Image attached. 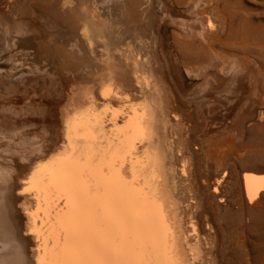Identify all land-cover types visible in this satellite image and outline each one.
<instances>
[{
	"label": "bare ground",
	"instance_id": "1",
	"mask_svg": "<svg viewBox=\"0 0 264 264\" xmlns=\"http://www.w3.org/2000/svg\"><path fill=\"white\" fill-rule=\"evenodd\" d=\"M126 1L109 0L108 11L97 0H55L51 5L47 0L30 4L29 0H0V35L6 36V28L27 26L34 37L29 41L42 56L62 53L50 64L61 67L66 56L72 66H81L89 59H78L61 46L57 35L61 32L51 29L59 22L72 30L80 51L90 54L89 62L98 72L109 76L108 82L102 77L100 84L78 70L72 81L48 74L47 65L33 63L31 69L37 72L29 80L3 81L7 89L0 91V264H38L42 253L36 232L46 235L44 221L54 216L40 212L34 217L41 202L35 192L22 194L28 187L25 181L38 165L54 157L83 152L82 141H70L67 122L89 108L97 113L110 109L102 115L109 134L133 116L144 118L143 143L137 141L123 167L117 161L115 168L131 181L133 161L145 165L132 188L150 195L147 181L157 189L162 230L184 264H240V259L264 264V0H224L230 13L228 38L234 40L227 48H221L219 41L226 32L217 13L222 0H167L168 10L170 4L180 8L173 15L168 11L166 17L167 21L178 17L172 23L173 47L156 26L149 25L155 0H138L143 22L120 32L116 19ZM184 4L189 8L185 10ZM25 12L30 14L27 22L19 19ZM40 12L49 16V23L43 22ZM180 29L201 42L180 43ZM164 54L171 60L166 62ZM198 61L210 63L211 68L201 83L190 84L202 96L185 102L178 90L186 82L180 65L189 75H199ZM113 65L120 71H114ZM243 71L251 72L246 80ZM225 83L229 90L222 94L219 88ZM256 106L262 113L257 122L245 126ZM209 118L211 123L226 125L212 127L211 137L203 141L198 133L207 128ZM240 136L239 141H228ZM240 150L243 155L236 157ZM225 154L228 160L222 162ZM153 172L156 181L150 179ZM103 173L111 175L107 166ZM128 195L143 197L139 191ZM46 198L53 212L67 207L54 191ZM229 232L246 246L242 252L236 246L226 255Z\"/></svg>",
	"mask_w": 264,
	"mask_h": 264
},
{
	"label": "snow or ice",
	"instance_id": "2",
	"mask_svg": "<svg viewBox=\"0 0 264 264\" xmlns=\"http://www.w3.org/2000/svg\"><path fill=\"white\" fill-rule=\"evenodd\" d=\"M132 110L135 112V107ZM106 111L110 109L97 113L89 108L70 118L68 137L73 144L82 141L83 152L77 155L74 150L38 165L25 181L28 187L22 194L35 192L45 205L37 204L34 217L40 212L45 217L54 216L44 221L46 235L36 232L42 253L38 264H184L167 231L162 230L157 189L147 181L146 186L152 187L150 195L132 188L145 165L133 161L131 181L115 168L117 161L123 167L137 141L143 143L144 118L133 116L124 127L109 134L102 120ZM105 166L111 175H104ZM150 179L156 181L158 177L153 172ZM53 191L66 201V209L53 212L46 198ZM131 191L141 192L142 199L128 195Z\"/></svg>",
	"mask_w": 264,
	"mask_h": 264
},
{
	"label": "rangeland",
	"instance_id": "3",
	"mask_svg": "<svg viewBox=\"0 0 264 264\" xmlns=\"http://www.w3.org/2000/svg\"><path fill=\"white\" fill-rule=\"evenodd\" d=\"M97 1L99 2V6L102 9L104 8V9H107L108 11H110V9L108 8L109 7L108 6L109 0L108 1L107 0H97ZM53 2H55V0H47V3L50 5ZM88 2H89V0H88ZM30 3H31V0H29V4ZM168 4H169V2L167 0H155V13H154V17H153V22L149 21L150 22L149 25L154 26V27L156 26L158 31L162 32L164 39L169 40L170 44L172 43L171 44V46H172L173 45V30H174L172 23H173V20L177 21L178 17L173 18L172 21L171 20L167 21V18H166L167 14H168L167 12L171 11V15H173L176 12V10H179L180 8L176 4H175V6L170 4V8L168 10ZM183 8L185 10L188 9L189 4H184ZM217 13H218V17L223 22H225V25H226V32L219 39L220 47L221 48H227L234 43V40L228 38L229 28H230V22H229L230 21V13L225 8V1L224 0H222L220 8L218 9ZM39 14L41 16L45 17V18H43L44 23H46V24L49 23V16L46 13L40 12ZM185 14H188L187 11ZM27 17L30 18V14L28 12H25L23 15H21L19 17V19L25 20L27 22L29 20ZM136 17L138 20L136 19ZM142 19L144 20V14L142 12L141 5L138 3V0H127L126 3L124 4V8H123L120 16H118V18L116 19V21H117L116 24H117L119 31L124 33L125 31H127V29L133 30L134 26L139 25L140 23L143 22ZM162 19H164V20H162ZM13 20H16V18L14 17ZM26 25H27V23H26ZM51 27H52L51 28L52 31L61 32V33L57 34L58 35V41L62 42L61 46H63L64 49L67 48L71 52V54H73L78 59H81L83 57L86 59H89V60L92 59L90 54L86 55L80 51V48H79L80 42L75 38V34L71 32L72 30H68L67 27H65L63 24H61L59 22L51 25ZM126 27H127V29H126ZM31 30L32 29L28 28L27 26H20V27L16 28L15 30H12L10 28H6L5 29L6 36L0 35V91H4L7 89L6 87H2V86H6L3 84V81H6V82L8 81V83L11 84L12 82H14L16 80H20V79H23V77H25L22 80V82H25V81L29 80V78L31 76L35 75L33 73H34V71L37 72V69L36 68L31 69V65L33 63H38L39 65H47L46 70L49 71L48 74L54 75V76L62 75L65 77V79H70L72 81H74L75 78H77L79 76L78 75L79 71L84 72L85 75L89 78L95 79L97 81L99 80L100 84H102L100 81V80H102V77H103V80H106V81L109 78V76L106 74H103V73L100 74L98 72L97 68H95L92 65V63L89 62V60L86 61L85 63H83L81 66H76V65L72 66L71 61L68 60V58L65 56V58L62 57L64 59V60H62V63H64V64H62L61 67L56 68L55 65L50 64V60L63 56L62 53L57 54V55H59V57L55 56L56 54H50V55L46 54V55L42 56L41 55L42 52L38 51V49H36V46L33 45L29 41V38H34L31 35L32 34ZM64 33L68 34V36H66ZM194 37L195 36H193L192 34H189L187 31H184L182 29L179 30L178 39H179L180 43H182V44H188V45L199 44L201 42L200 39H195ZM3 43H4V45H3ZM165 45H166L165 41H163V47L161 48V50L164 48ZM205 47L207 48V50L209 51V53L211 55L212 52H211V50H209L210 47L208 45H205ZM61 51H63V50H61ZM55 52L57 53L58 51L56 50ZM189 53H190V51H189ZM166 56L167 55L164 54V57H166ZM106 57H108V55ZM164 59L166 62H168L169 59L171 60V58H167V57ZM193 64L194 63L191 62V63H188L187 66L193 65ZM195 65L198 68H201V72L199 73V75H196V74L195 75H189L186 71V66L180 65V68L183 71V76H184L186 82L179 84L178 90H179L180 97L185 102L195 101L198 97L202 96V94L195 92V86H191L190 84L201 83V81L204 79L205 75L207 74L206 72H208L209 69L211 68V67H209L210 63L207 64V63L202 62V61L196 62ZM113 69L116 72L120 71V67L118 65H113ZM244 72H245L244 78L246 80L251 75V72L246 73V71H243L242 75L244 74ZM172 77H174L177 80L176 74L173 73ZM217 83L218 82H215L216 85H218ZM245 83L247 84L248 81H245ZM1 84H3V85H1ZM227 87H228V83H225L224 85L220 86L219 91L222 94L227 93V91L229 90ZM110 97H111V95L108 96V99ZM256 107H255L254 112L246 117L245 126L250 125V123H252V122L253 123L257 122L258 117L262 113L263 109L260 106L257 108ZM198 110H200L202 112L201 109H197V111ZM211 122L212 121L209 118L207 120V128H205L204 130L201 129L202 132L200 130L198 133L201 135V138L203 141H206L208 138L211 137L212 127L213 128L214 127L219 128V126L225 127V125H226L223 122L216 123V124L211 123ZM241 139H242V136H240L237 139H230L229 138L228 141H239ZM220 150H224V147L221 148ZM226 155L227 154H225V157L222 159V162H226L228 160L229 155L227 157H226ZM240 155H243L242 150H240L238 152V154L235 156L239 157ZM199 165H200V167L202 166V157H200ZM236 246L239 247V250L241 252H242V250H244L246 248V246L243 244L241 239H238V237H235V236L232 237L231 233L229 232L228 240H225V242H224V248L226 249V255L230 252L231 248L236 247ZM240 255L242 257H244L242 253H240ZM231 262H234V259H231ZM247 263L250 264L249 262H247ZM240 264H246V263L243 259H240Z\"/></svg>",
	"mask_w": 264,
	"mask_h": 264
}]
</instances>
